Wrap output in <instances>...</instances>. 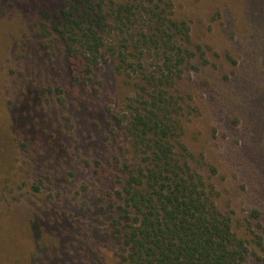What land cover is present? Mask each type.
I'll list each match as a JSON object with an SVG mask.
<instances>
[{
    "label": "rangeland",
    "instance_id": "rangeland-1",
    "mask_svg": "<svg viewBox=\"0 0 264 264\" xmlns=\"http://www.w3.org/2000/svg\"><path fill=\"white\" fill-rule=\"evenodd\" d=\"M65 3L0 0V264H118L110 223L127 144L117 118L135 91L109 57L87 89L73 87L51 29ZM157 3L190 27L183 142L252 247L246 264H264L246 231L264 229V0Z\"/></svg>",
    "mask_w": 264,
    "mask_h": 264
},
{
    "label": "trees",
    "instance_id": "trees-1",
    "mask_svg": "<svg viewBox=\"0 0 264 264\" xmlns=\"http://www.w3.org/2000/svg\"><path fill=\"white\" fill-rule=\"evenodd\" d=\"M153 1L66 0L51 25L65 44L73 87L87 89L109 57L135 91L117 118L127 144L110 223L118 264H246L252 247L183 142L192 100L178 86L191 59L190 27ZM260 217L252 212L259 225ZM250 222V243L264 252V229L257 234Z\"/></svg>",
    "mask_w": 264,
    "mask_h": 264
}]
</instances>
